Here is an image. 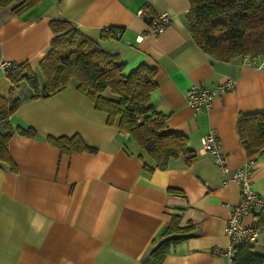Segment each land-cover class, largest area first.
<instances>
[{
    "label": "crops",
    "instance_id": "0c3cea01",
    "mask_svg": "<svg viewBox=\"0 0 264 264\" xmlns=\"http://www.w3.org/2000/svg\"><path fill=\"white\" fill-rule=\"evenodd\" d=\"M188 8V0H39L18 15L0 7V61L26 63L40 87L39 62L54 36L51 20L69 21L116 53L124 74L140 63L155 68L148 104L166 116L168 128L187 137L196 154L189 165L178 157L156 169L129 133L107 123L106 114L77 90L76 78L48 97H33L26 81L13 84L0 69V95L20 101L8 117L15 169L0 163V264H151V243L172 214L191 228L159 264H233L213 249L228 243L226 219L240 187L223 182L227 174L200 151V137L216 132L229 169L250 160L251 187L264 197V151L247 157L237 131L240 114L264 110V62L221 61L204 53L190 36ZM139 9L166 13L170 20L162 32L138 41L148 25ZM106 27L121 28V35L114 37ZM227 78L235 80L234 89L216 95L208 110L187 105L185 91L192 84ZM17 127L34 135L20 134ZM74 134L94 150L60 153L48 140ZM143 163L155 169L148 172ZM241 221L248 224L251 216ZM260 235L258 251L264 252V230Z\"/></svg>",
    "mask_w": 264,
    "mask_h": 264
},
{
    "label": "trees",
    "instance_id": "16d2710c",
    "mask_svg": "<svg viewBox=\"0 0 264 264\" xmlns=\"http://www.w3.org/2000/svg\"><path fill=\"white\" fill-rule=\"evenodd\" d=\"M39 0H0V7L21 14ZM187 26L192 40L212 58L229 61L237 57L264 58V0H188ZM54 33L50 50L40 60L44 79L40 87L35 73L26 64L4 70L5 76L16 84L24 80L32 88L33 97H48L77 79V90L89 98L94 107L106 114V122L116 124L137 142L151 157L155 168L164 170L169 160L181 157L191 164L196 154L188 146L187 137L168 128L166 116L148 104L156 88L155 68L138 64L124 74L123 63L116 53L103 50L96 42L79 32L69 21L51 20ZM112 30L111 28H109ZM108 91L111 96L104 95ZM19 99L0 95V163L9 169L15 166L8 152V140L13 133L8 117L19 106ZM18 133L33 136V129L17 127ZM240 143L249 158L264 151V110L240 114L237 119ZM60 153L93 151L78 134L48 136ZM152 168L143 163L148 172ZM169 191L180 193L177 189ZM257 227L264 230V207L257 213ZM180 216L172 214L169 225L153 239L149 250L151 264H159L177 243L187 237L190 226L179 225ZM254 247H234L233 264H264V252Z\"/></svg>",
    "mask_w": 264,
    "mask_h": 264
},
{
    "label": "built area",
    "instance_id": "2783aa9c",
    "mask_svg": "<svg viewBox=\"0 0 264 264\" xmlns=\"http://www.w3.org/2000/svg\"><path fill=\"white\" fill-rule=\"evenodd\" d=\"M137 14L144 17L147 22L145 33L138 35L136 39L141 40L145 34L160 33L170 20L166 13L149 15L143 9H139ZM104 30H109L106 27ZM114 37L121 35V28L111 30ZM15 66L13 63L0 61V69L6 70ZM235 87V80L227 78L214 85L192 84L185 91L187 105L195 111L208 110L211 107L212 99L219 94L230 91ZM200 151L211 156L213 163L224 174H227L223 182L234 180L239 184L240 195L238 201L231 205L226 219L225 233L228 243L225 247H215L213 253L220 254L232 259L234 247L237 245H247L255 247L258 243L260 230L257 227L256 213L264 207V197L258 195L251 187V161L236 169H229L226 164V157L220 149L219 139L214 130H209L200 137ZM243 215H250L251 221L244 224L241 221Z\"/></svg>",
    "mask_w": 264,
    "mask_h": 264
},
{
    "label": "rangeland",
    "instance_id": "374dc122",
    "mask_svg": "<svg viewBox=\"0 0 264 264\" xmlns=\"http://www.w3.org/2000/svg\"><path fill=\"white\" fill-rule=\"evenodd\" d=\"M250 61H252V62H256V63H258V62H264V58H260V57H251V56H246ZM260 238H261V235H260ZM259 245L257 246H255L253 249L256 251V252H259L258 250H259Z\"/></svg>",
    "mask_w": 264,
    "mask_h": 264
}]
</instances>
